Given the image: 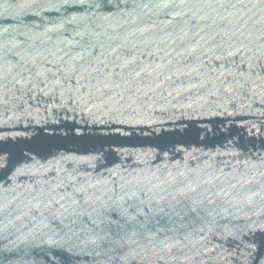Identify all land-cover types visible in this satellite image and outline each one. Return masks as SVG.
I'll list each match as a JSON object with an SVG mask.
<instances>
[{
	"label": "water",
	"instance_id": "95a60500",
	"mask_svg": "<svg viewBox=\"0 0 264 264\" xmlns=\"http://www.w3.org/2000/svg\"><path fill=\"white\" fill-rule=\"evenodd\" d=\"M0 264H264V0H0Z\"/></svg>",
	"mask_w": 264,
	"mask_h": 264
}]
</instances>
